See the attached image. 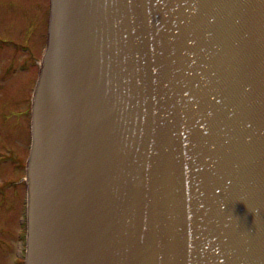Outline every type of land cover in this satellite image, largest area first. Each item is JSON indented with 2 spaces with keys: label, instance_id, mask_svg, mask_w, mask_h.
<instances>
[{
  "label": "water",
  "instance_id": "obj_1",
  "mask_svg": "<svg viewBox=\"0 0 264 264\" xmlns=\"http://www.w3.org/2000/svg\"><path fill=\"white\" fill-rule=\"evenodd\" d=\"M25 264H264V0H51Z\"/></svg>",
  "mask_w": 264,
  "mask_h": 264
},
{
  "label": "rangeland",
  "instance_id": "obj_2",
  "mask_svg": "<svg viewBox=\"0 0 264 264\" xmlns=\"http://www.w3.org/2000/svg\"><path fill=\"white\" fill-rule=\"evenodd\" d=\"M48 11L49 0H0V264L23 262L29 108Z\"/></svg>",
  "mask_w": 264,
  "mask_h": 264
}]
</instances>
